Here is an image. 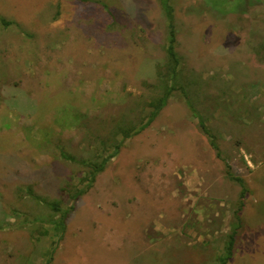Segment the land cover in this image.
<instances>
[{
    "label": "rangeland",
    "instance_id": "374dc122",
    "mask_svg": "<svg viewBox=\"0 0 264 264\" xmlns=\"http://www.w3.org/2000/svg\"><path fill=\"white\" fill-rule=\"evenodd\" d=\"M168 1L125 139L161 0H0V264H264V0Z\"/></svg>",
    "mask_w": 264,
    "mask_h": 264
},
{
    "label": "trees",
    "instance_id": "16d2710c",
    "mask_svg": "<svg viewBox=\"0 0 264 264\" xmlns=\"http://www.w3.org/2000/svg\"><path fill=\"white\" fill-rule=\"evenodd\" d=\"M163 8H164V12L168 21V29H169V43L167 46V55H168V63H167V70L169 71V75L171 76V85H169L166 90L165 93L159 98L156 99V101H153V111H151L148 119L146 122H144L142 125H140V127H138L137 129H132V128H128L124 130V138L127 139L131 136H133L136 133H139L140 131L146 129L147 127H149L151 125V123L155 120V118L158 115V112L166 106L168 100L170 99L173 91L176 89L175 87V74L177 72V67L180 64V59L178 56V53L176 51V44H177V30H176V25H175V16H174V9L173 7L170 5L168 0H161ZM2 23L8 25L10 22L6 21L5 19H1ZM201 126L203 127L204 131H207V128L204 126V124L201 123ZM122 144V141L117 143V145L115 146V153L120 149ZM216 146V145H215ZM114 153V154H115ZM114 154L110 155L109 157H104L100 162L95 163L93 166V168L91 169V173L88 177L89 180V185L87 186L86 189H81L76 193V197L75 198H79L82 194H84L86 192V190L92 186V184L95 182L96 178H97V174L102 172L107 164V162L109 161L110 158H112L114 156ZM64 157L69 158V159H73L75 160L74 157L72 156H67L66 154H64ZM85 162V161H82ZM229 177L235 181H237L241 187H242V192H241V198L244 196L245 192H246V187H245V183L244 180L240 177H235L233 176L231 173H229ZM54 209L56 210H60L59 207L57 205L54 206ZM68 214L69 212L66 211L62 214V219L60 221H57V225L59 226L58 228L61 229L62 231H64L65 227H66V220L68 218ZM235 234L236 231H233V233L230 235V239H229V243L226 247V254L224 256H222L220 258V264H226V262L228 261V259L232 256L233 254V250H234V242H235Z\"/></svg>",
    "mask_w": 264,
    "mask_h": 264
}]
</instances>
